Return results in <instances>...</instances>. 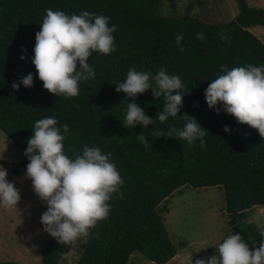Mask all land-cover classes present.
Returning a JSON list of instances; mask_svg holds the SVG:
<instances>
[{"label": "trees", "instance_id": "16d2710c", "mask_svg": "<svg viewBox=\"0 0 264 264\" xmlns=\"http://www.w3.org/2000/svg\"><path fill=\"white\" fill-rule=\"evenodd\" d=\"M235 1L240 10L237 17L209 23L191 9L182 16L169 13L166 0H0V131L21 155L20 162L0 157V165L14 177L24 176L29 161L23 153L31 129L38 119L54 116L58 126L69 127L64 141L68 156L80 153L84 144L97 146L111 153L123 180L119 194L109 202L108 217L87 237L77 239L76 264H135V253L152 263L168 264L188 247L185 242L176 243L168 231L170 200L192 189H217L231 233H239L250 250L259 246L261 230L249 219L264 209V138L223 111L217 115L204 97L210 80L221 74V65L231 69L264 64V43L250 31L264 27V9L251 7L247 0ZM46 9L69 15L82 10L103 14L110 18V26L117 27L116 50L109 55L92 54L88 62L96 78L81 83L76 97H55L36 78L31 58ZM197 32L206 39H196ZM179 33L184 35L183 52L175 44ZM21 55L26 59L22 61ZM161 67L179 75L185 85L187 94L178 115L194 116L209 132L204 148L199 141L190 146L174 138H159L152 126H122L127 101L116 92L115 84L125 79L130 68L155 74ZM28 73L34 76L33 86L13 89L12 84ZM135 102L155 118L164 101L154 99L149 90ZM182 125L178 118H170L164 125L157 121L155 127ZM225 125L231 134L223 131ZM140 134L149 138L151 150H144ZM73 246L74 241L48 240L41 252L42 264H65Z\"/></svg>", "mask_w": 264, "mask_h": 264}, {"label": "clouds", "instance_id": "9594fccd", "mask_svg": "<svg viewBox=\"0 0 264 264\" xmlns=\"http://www.w3.org/2000/svg\"><path fill=\"white\" fill-rule=\"evenodd\" d=\"M40 31L35 35L34 55L31 63L43 88L49 93L66 98L79 95L83 82L95 80L96 73L88 62L93 53L109 55L116 50L115 24L103 14L82 10L79 14L46 9ZM196 39H206L203 32L196 33ZM223 39V36L221 37ZM183 33L175 37L180 52L184 51ZM26 53V49H22ZM20 59H26L21 55ZM220 73L210 80L204 92L210 110L217 115L221 111L235 118L239 124L257 130L264 138V64L229 69L220 66ZM34 76L28 73L12 84L19 90L23 85L31 88ZM185 85L179 75L170 74L161 67L158 72L137 71L130 68L122 82L115 84L117 93H123L127 106L122 126L143 129L152 126L159 138H174L188 145L206 146L209 132L192 115L178 114L183 108ZM151 90L154 99L163 98L162 108L155 118L135 102L139 95ZM123 101L121 104H123ZM219 105V107H218ZM170 118L183 121L182 127L156 128V122L164 125ZM27 140L23 155L28 159L25 179L31 181L32 190L46 206L40 216L43 232L60 244L87 237L97 223L108 217L110 201L119 194L123 180L112 161L111 153H105L97 146L84 144L80 153L70 157L65 153L64 141L69 134L67 124L58 126L54 116L38 119ZM223 131L231 134L225 125ZM144 150H151L149 138L138 135ZM21 200L20 190L8 180V170L0 165V206L18 211ZM258 247L250 250L248 242L237 232L227 235L218 244L211 256L197 258L191 264H264V229L261 230Z\"/></svg>", "mask_w": 264, "mask_h": 264}, {"label": "rangeland", "instance_id": "374dc122", "mask_svg": "<svg viewBox=\"0 0 264 264\" xmlns=\"http://www.w3.org/2000/svg\"><path fill=\"white\" fill-rule=\"evenodd\" d=\"M168 12L176 16L191 9L196 17L209 23H226L239 15L235 0H166ZM251 7L264 9V0H247ZM172 8V9H171ZM264 43V27L250 29ZM0 157L8 162H20L21 155L8 137L0 131ZM8 180L20 190L18 211L0 206V263L42 264V249L52 239L43 232L40 216L46 206L32 190L31 181L25 176ZM223 196L217 189L186 190L170 200V213L166 216L167 228L176 243L185 242L188 247L168 264H191L197 258L211 256L223 238L231 234L228 217L224 213ZM249 224L264 229V209L251 215ZM78 240H74L65 264H76L79 258ZM135 264H155L142 254L135 253Z\"/></svg>", "mask_w": 264, "mask_h": 264}]
</instances>
